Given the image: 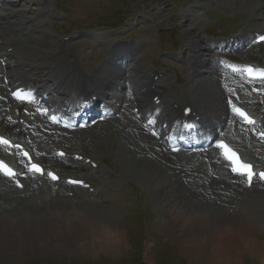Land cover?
Returning a JSON list of instances; mask_svg holds the SVG:
<instances>
[{
	"label": "rangeland",
	"instance_id": "obj_1",
	"mask_svg": "<svg viewBox=\"0 0 264 264\" xmlns=\"http://www.w3.org/2000/svg\"><path fill=\"white\" fill-rule=\"evenodd\" d=\"M18 1L21 0H13L12 2L8 0L7 6L15 4L16 10H25L23 3L16 4ZM24 1L30 5L32 3L31 0ZM203 4L204 2L201 0H46L45 14L36 18L35 21L37 31L43 32L42 38L41 36L36 37L41 42L35 47L31 45L34 44L35 38H32L31 41L25 40L29 43L20 44L18 54H22V57L40 58L43 56L42 52L45 48L52 52V46L50 47L52 41L59 40L62 42L63 39H66V42L62 43L69 49L70 58L72 60L79 58L82 68L86 72L92 73L105 61L106 46L110 42L104 37L99 38L100 34L105 32L98 29L101 27L107 29L118 27L120 23L130 19L127 27L120 29L119 33L114 32L110 37L113 40L121 34L124 38L133 37L135 41L149 42L145 47L146 52L139 55L138 64L131 67L136 69L140 66L149 69L154 66L160 68L166 66L168 73L164 78V84L169 89H175L172 92L173 97L175 92L183 99V96L188 97L189 101L197 106L200 105L201 110L205 109L203 110L204 117H209L213 114L214 108L211 107L209 113L201 101L205 98L202 96L206 95L209 100L212 99V96L213 99H216V96L205 86H198L200 83L196 85L197 93H195L192 88L193 83L189 84V81L195 80V75L189 65L190 54H187L185 49L195 35L198 40L204 42L207 40V36L233 35L245 28L260 31V28L264 26L261 21L264 17V6L262 0H208L205 6ZM204 8L207 9L206 16L203 11H200ZM58 10L60 11L58 12ZM164 15L166 18L169 17L177 21H173L171 25L163 26L154 35L145 38L144 34L151 27L152 18L160 20ZM188 15L190 22H188ZM181 16L183 22L186 23L178 20ZM22 20L23 18L18 15L14 17L13 22L21 24ZM0 21L5 22V20ZM126 24L127 22L123 26ZM31 27L32 21L28 24V28ZM6 31H8L7 27L1 28L0 37L4 39L5 43H8L6 41L10 40L6 39ZM13 43L16 44V42ZM161 50H170L177 52V54H169L172 60L168 64L157 65L160 61L156 55ZM46 54V61H53L50 59L51 54L48 52ZM184 54L188 56L185 55V60L182 62ZM212 56L214 53L210 55V57ZM207 57L204 56L203 58L206 59ZM250 57L252 54L248 56V58ZM176 58L177 60H175ZM31 60L28 59L27 61ZM55 64L57 61L45 63L42 67L47 69ZM66 65L67 63L64 62L63 66L66 67ZM28 78L30 82L36 80L37 75L31 74ZM166 78L168 79L166 80ZM209 83L211 85L210 81ZM210 85L208 84V88L211 87ZM168 92L167 89L165 91L167 97H169ZM196 94H199L200 99L195 97ZM227 94L228 91L225 89V96ZM205 105L209 107L208 103ZM220 105L226 109L223 103ZM225 113V111H221L219 115ZM101 128L105 130L106 126ZM11 132L16 133L14 130ZM87 139L90 140L89 143L91 144L93 139L91 140L89 137ZM114 139L110 141V138L105 135L104 137H96L94 140L96 155L103 157V162L111 169L109 173L115 177V179L105 177L102 184H98L102 186L103 194L111 198V203L99 205L94 202L97 196L91 200L81 194L76 199L69 201L59 199L54 202L49 197L44 198L43 195L31 194L23 202L19 201L20 203L9 204L12 201L0 203V236L5 232H21L20 238L31 243L37 239L35 231L39 230L41 231L39 238L42 241V246L33 245L22 254L14 253V249L7 251V253L0 251V264H225L217 263V261L215 263L210 262L209 254L213 249L212 242L205 240L207 244H204V251L201 252L203 243L202 237L199 235L200 243L196 245L190 243L188 246L192 247L190 250L185 248L186 251L182 250L179 240L181 237H178L177 234L178 229L172 224L173 219L168 213L170 205H179L185 217L201 215V212L198 213L196 210L200 206L205 209L209 206L224 209L240 206L247 209L250 216L255 214L256 219L261 217L264 221V187H257L252 193L240 192L238 191L240 189L234 191L228 187L223 188L220 191L222 194L219 192L223 196V200H217L215 190L212 189V193L207 192L203 184L192 181L194 180L193 177H196L195 174L198 173L195 170L200 163L195 162L197 168L182 161V163L173 161L172 163L176 164L172 165L167 160L165 161V158L163 159L165 156L162 152H157L154 155L157 157L153 158L155 159L154 162L149 157L148 159L144 158L146 155L139 156L130 150L128 147L130 143L125 140L124 136L119 135ZM78 145L79 143L73 142L67 146H70V150H75ZM47 146L52 145L47 144ZM123 146L132 153L133 158L139 157L142 162L128 160L127 154H124L126 152L122 149ZM180 165L185 171L182 173L184 179H180L175 174V176L172 175L173 171H181ZM149 167L154 170H158L155 168L158 167L162 174L158 176L155 172L149 173L147 171ZM202 169L204 170L203 166ZM163 177H167L170 181H165ZM156 180L166 182L174 188L176 186V188H180V191L169 189L168 197L164 196V192L155 193L151 183ZM1 183L0 195L17 194L16 189L5 187ZM196 200L197 202H195ZM35 212L37 213L33 214ZM71 219L78 221L84 219L87 222L105 220L113 224L122 233L123 238L119 240L118 236L108 231L115 244L118 245V251L97 250L95 246L97 242H92V235L97 229L92 232L83 228L76 229L67 222ZM56 221L59 222L56 223ZM56 225L60 227V231L55 228ZM53 230L57 232L52 234ZM76 231L86 232L83 240L75 234L72 235V232ZM67 232L70 235H67ZM260 233L262 235L257 237V242L264 245L263 231ZM230 236L237 248L234 250V257L239 258L235 264H263L258 258L248 254L242 248L243 246H240L237 240L235 241L233 234ZM183 238L184 236H182Z\"/></svg>",
	"mask_w": 264,
	"mask_h": 264
},
{
	"label": "bare ground",
	"instance_id": "obj_2",
	"mask_svg": "<svg viewBox=\"0 0 264 264\" xmlns=\"http://www.w3.org/2000/svg\"><path fill=\"white\" fill-rule=\"evenodd\" d=\"M10 1L12 2L13 0H10ZM31 1H32L31 5L25 2L24 0L18 1L16 4L23 3L25 10L16 11V8L14 7L15 6L14 3H13L14 4L13 6L8 7L7 6L8 0H0V20H5V22L0 21V29L4 27L8 28V31H6V39L10 40V41H6L8 43H5L4 39L0 37V39L3 40L2 44L0 45V49L4 52L3 56L7 57V62H8L7 65L10 66L12 69V73L7 72L3 69H0V74L5 76V78L9 80V84L7 87L23 83L24 77L28 74L29 71L34 69L35 65H40L46 62V58H47L46 53L48 52L51 54L50 59L52 60L60 59L61 60L57 66H55L48 72V75H47L48 77H44L45 79L42 80V83L45 89L41 91V95H44L45 93L47 94L46 100L51 104H48V103L46 104L49 108H52L54 110L64 112V109L65 110L71 109L70 107H66L65 100H70L72 98L80 99L82 96H84L86 92L81 89L86 82L89 84L96 83L94 84L95 85L94 92L98 95H102L108 101L112 102L113 103L112 106L114 108L117 106L118 101L116 100L114 102L116 95L113 92L117 90L123 91L122 89H125V92H126V87H130L129 88L130 94H132V96H135V94L137 95L143 92L142 97L137 100V104L140 109H144V107H152V105L147 100L148 94H154V96H159V98H161V95L163 94L166 95L165 91H167L168 89L166 87L161 88V91L158 90L160 86H157V88L155 87L154 89H151L152 86L158 84V82L155 83L150 78L151 73L148 74L143 71L144 69H138L139 73L137 72L136 75L138 76V79H140V83L137 85L133 83V81L131 80V77L129 76L131 73L127 75L128 74L127 71H129L127 70V66H126V70L121 71L119 68L121 66L120 63L115 64L111 61L106 62L105 66L99 67L98 70L96 71V75L98 76L88 81H85L79 75L78 70L75 68V66L73 64H70L67 69L68 71L70 70L71 71L65 73L63 80H70V81L73 80L74 81V82L72 81L73 83H69L70 84L69 88L71 89V91H74V93L65 94L63 92L65 89H63L61 82L55 83L53 79L54 76L59 75L62 72L61 64L63 63L65 56L68 54V50H66L67 48L63 47L59 41L54 40L52 41V44L50 43V47L52 46L55 50H60L59 54L49 52L48 48H45V50H43L44 52H42L43 56L40 58H34L32 56H26V57L21 56L20 58L19 57L20 55L18 54L16 55V53L19 51L18 47L20 44L25 45V43H29V42H25V40L31 41L32 38H35L34 44H37V45L31 44L32 46H35V47L38 46L39 43L41 42V40L40 39L38 40L36 37L41 36L42 38L43 32L37 31V28L35 27V21H36V18L45 14L46 0H31ZM262 5L264 6V0H262ZM16 15L17 16L20 15L23 18V20L21 21V24H17V23L12 24L10 21H8ZM178 20L183 22L182 16L181 18H178ZM31 21H32V27L29 29L28 24ZM188 22H190L189 15H188ZM183 23H186V22H183ZM0 34L2 33L0 32ZM7 35H11V37L8 38ZM12 41L16 42V44H14ZM204 44L206 43L202 42L200 39L198 40V37L195 35L192 42H189V45L186 48V50L190 51L192 54L191 55L192 59L191 61H189V64L191 63L194 69V75H195V80L189 81V84H191V82L193 83L192 88L194 89L195 93H197L196 85L200 83L198 86L200 85L205 86L216 96V99H213V96H212V99L209 100L208 99L209 97H206V95H203L202 97H205V98L204 99L202 98L203 100H201L204 103L203 104L204 107L208 110L209 113L211 111L210 108L211 107L214 108L213 114H212L213 116L209 115V117H204L203 110L205 109L201 110L202 108L200 105L197 106L193 102L191 103H193L196 107L194 110V112H196V116H201L203 119H210V118H213V120L221 119L223 116L227 115L226 109H224V107L221 106L220 103L222 104V100L225 97L226 83H227V80H229V78H225L224 72L222 70L220 71V68L219 67L217 68L218 65H216L215 62L212 61L210 57L211 47L208 45H204ZM8 50H11V51H8ZM204 56H208V57L204 59L203 58ZM14 57L17 58V61L12 63ZM28 59L29 60L32 59L30 63L26 61ZM120 62H123V60ZM209 81L211 82V85ZM208 84L211 86V87L209 86L210 88H208ZM198 95L196 94L195 97L199 98ZM126 97L127 95H125L124 93L123 98H122V100H124L123 103H125L126 100L128 99ZM62 99H65V100H62ZM162 100H164V98ZM186 100H189V98H187ZM167 101L170 105L171 104L174 105V103L170 102V99ZM132 102L135 103L136 101H132ZM205 102L208 103L209 107L205 105L206 104ZM167 108L168 107H166V109ZM221 111H225L226 113L219 115V112ZM170 117L172 120L181 119V116L176 110H173ZM57 135L58 137L62 136V134L60 133H55L51 136L53 137ZM142 137L143 135L138 133L137 135H135L136 139L128 136L127 140L130 143L135 142V141L138 143H143ZM126 154L128 156V160L132 159L134 161L135 160L140 161L141 159V158L139 159L133 158L131 156L132 153L130 152H126ZM180 154H187V153H180ZM208 155L212 159L216 158L214 152L208 153ZM174 156L175 154H170L169 156H167V159L173 162L172 157ZM183 156H186V155H183ZM186 157H190L187 159H191V157H194V156H190L189 154H187ZM144 158L148 159V156ZM149 158L152 159L151 157ZM180 161H183V159H180ZM211 166L213 168V174L215 173L217 176L220 177L222 169H224L227 174L226 166L224 168L218 167L216 162L213 163V165L211 164ZM155 168L158 170H154L149 167L147 168V171L149 173L155 172L157 173L158 176H160L162 174V171L158 167H155ZM163 178L165 181H170L167 177H163ZM0 180L2 181L4 179L1 178ZM6 183H9V181H6ZM151 185L153 186L155 193L164 192L163 194L165 197L166 196L168 197L169 189H171V191H180V188H176V186L174 188L172 185L166 182H159L158 180L152 182ZM230 186H233V185H230ZM209 187L218 192L215 195L217 200H223V196L219 192L223 190L221 189L222 187H226L224 180L220 178L218 179L211 178L209 179ZM16 195L17 194H14L11 196L0 195V202L2 201V199L8 200L10 197H15ZM107 199L109 202H112L110 197H108ZM195 202H197V200ZM175 206L176 205H173V204L170 205L168 209V213L173 219L172 224H174L175 227L178 229L177 234H178V237H181L179 240L181 241L180 244H181V248H183L182 249L183 251L190 250L192 248V247H188L190 243L192 245H196L200 243V239L198 238V235H199L202 237V243H203L202 245L203 250L201 252L204 251V244H207L205 243V240L208 242H212L213 249L210 251V254H209L210 255L209 260H211L210 261L211 263H215L217 261V263L220 262V263H225V264H235V262L238 261L239 258L237 259L236 257H234V253H235L234 250L235 249L237 250V248L235 247L236 245H234L235 243L232 242V238L230 236V234H233L235 236V241L237 240V243L240 246L242 245L243 246L242 248L245 251H247L248 254H250L254 258H258L259 261H261L264 264V245L259 244L257 242V237L262 235L260 231H263V234H264V221L261 219V217L259 218L257 217L258 219H256L254 217L255 214H251L250 216L249 213H243L244 210L242 208L240 209H231V208L226 209L225 208L224 209L220 207L219 208L212 207V206L208 207L206 205L205 206L208 207L207 209L203 208L202 206L196 209L198 213L201 212L202 216L193 215V216L185 217L181 208H179V205H177L176 207ZM161 207L165 208L164 206H161ZM26 212H29V211H26ZM36 213L37 212L33 214H36ZM218 214H222V215L215 216ZM58 222L56 221V223ZM67 222L70 223L76 229L83 228L90 232L97 229V231L92 235L93 236L92 242L93 243L97 242V244L95 245L97 250H103V251L111 250L114 252L118 251L119 249L118 245L115 244L109 232L111 234L118 236L119 240H122L123 238H122V233L118 231L113 224H110L105 220L87 222L84 219H79V221L75 219H71V220H68ZM55 228L60 231V227L58 225H56ZM52 232H53L52 234H54V232H57V231L53 230ZM40 233L41 231L36 230L35 234H36L37 239L34 242L30 243L20 238L21 232H5L2 234V236H0V251L7 253V251L14 249V253L22 254L27 249L31 248V246L33 245L42 246V241L39 238L41 237L39 235ZM59 234L62 235V233L60 232ZM73 234H75L77 237L83 240V236L86 234V232L76 231L74 233L72 232V235ZM67 235H70V233L67 232ZM182 236H184L183 239H182ZM258 240L261 241L260 239ZM184 248L186 250H184Z\"/></svg>",
	"mask_w": 264,
	"mask_h": 264
},
{
	"label": "snow or ice",
	"instance_id": "obj_3",
	"mask_svg": "<svg viewBox=\"0 0 264 264\" xmlns=\"http://www.w3.org/2000/svg\"><path fill=\"white\" fill-rule=\"evenodd\" d=\"M262 39H264V37H262ZM249 73H251V69H249ZM13 95L18 97L20 94L19 93H13ZM235 113H236V115H238L239 117L244 119L246 123H248V124L253 123V121L250 120L248 118V116L243 111H241L240 109H238V108L235 109ZM0 144L7 145V144H9V141H7L3 138H0ZM17 147H19V146H17ZM218 147L225 149V152L227 153L226 146L223 143L219 144ZM24 155L27 156V153H25ZM60 155H63V154L61 153ZM29 170L33 173L43 174V170L35 163L31 164V167ZM0 172H2V174L7 178H14L15 176L18 175L11 168L3 166L2 164H0ZM233 172L245 177L249 185H251V183L255 177V173L252 171L251 166H249V165H241L239 168L234 167ZM47 175L53 181L58 179L55 175H53L50 172ZM259 179L264 180V172L259 173ZM69 183H76V181H69ZM17 186L18 187L21 186L19 184V182H17Z\"/></svg>",
	"mask_w": 264,
	"mask_h": 264
}]
</instances>
